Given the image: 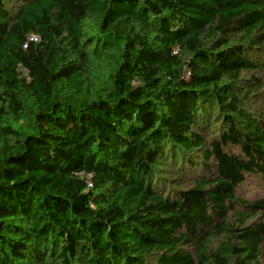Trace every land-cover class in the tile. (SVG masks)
Masks as SVG:
<instances>
[{
	"label": "trees",
	"instance_id": "16d2710c",
	"mask_svg": "<svg viewBox=\"0 0 264 264\" xmlns=\"http://www.w3.org/2000/svg\"><path fill=\"white\" fill-rule=\"evenodd\" d=\"M263 91L264 0H0V264H262Z\"/></svg>",
	"mask_w": 264,
	"mask_h": 264
},
{
	"label": "rangeland",
	"instance_id": "374dc122",
	"mask_svg": "<svg viewBox=\"0 0 264 264\" xmlns=\"http://www.w3.org/2000/svg\"><path fill=\"white\" fill-rule=\"evenodd\" d=\"M107 72V69L104 67H99L98 70H96L97 74H105ZM247 77V76H246ZM253 105H254V109H257V111H261L264 115V91L262 92L261 97L254 99L253 100ZM218 129L219 126L216 125L211 131L210 134L208 135V137L212 138L213 136H216V134L218 133ZM233 151H235V149H233ZM160 170V175H161V179L163 180L162 182L164 183L165 186H169V184L171 186H177L176 184H180V182H184L187 181L186 178H179L177 177L178 175L175 173L176 171H174V169L169 166L168 164H162L159 168ZM178 181L176 183H174L175 180ZM186 187V185L184 186V188ZM169 188V187H168ZM245 197L249 200L253 199V198H259L261 197L260 194V190L257 187L251 188L250 191L247 192V194L245 195ZM262 264H264V261H262Z\"/></svg>",
	"mask_w": 264,
	"mask_h": 264
},
{
	"label": "built area",
	"instance_id": "2783aa9c",
	"mask_svg": "<svg viewBox=\"0 0 264 264\" xmlns=\"http://www.w3.org/2000/svg\"><path fill=\"white\" fill-rule=\"evenodd\" d=\"M31 40H35V41H36L37 39H35V38H32Z\"/></svg>",
	"mask_w": 264,
	"mask_h": 264
}]
</instances>
